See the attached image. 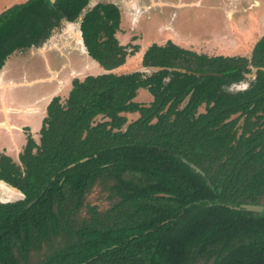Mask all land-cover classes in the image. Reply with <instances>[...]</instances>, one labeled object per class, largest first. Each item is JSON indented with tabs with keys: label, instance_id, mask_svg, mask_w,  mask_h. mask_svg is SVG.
Segmentation results:
<instances>
[{
	"label": "trees",
	"instance_id": "1",
	"mask_svg": "<svg viewBox=\"0 0 264 264\" xmlns=\"http://www.w3.org/2000/svg\"><path fill=\"white\" fill-rule=\"evenodd\" d=\"M66 22L103 71L53 95L16 158L0 151L20 195L0 199V264H264V211L240 207L264 206V72L244 76L264 33L244 55L151 42L116 73L138 46L115 0H24L0 12V70Z\"/></svg>",
	"mask_w": 264,
	"mask_h": 264
},
{
	"label": "rangeland",
	"instance_id": "2",
	"mask_svg": "<svg viewBox=\"0 0 264 264\" xmlns=\"http://www.w3.org/2000/svg\"><path fill=\"white\" fill-rule=\"evenodd\" d=\"M22 1L0 0V12ZM115 3L121 12L119 42L138 46L123 64L112 69L116 73L143 69L140 56L151 42L170 39L180 46L208 54L244 55L264 33V0H115ZM79 36L78 23L66 22L44 43L8 57L2 68L3 78L14 83L6 90L0 86V111L3 114V105L11 107L7 115L20 128L12 129V134L0 129V151L16 158L17 147L20 150L25 138V129L21 126L28 125L37 138L50 98L66 94L71 78L103 71L86 53ZM135 99L143 102L148 95L140 88ZM126 115L129 120L135 117L131 113ZM18 197L17 192L0 183L1 200ZM97 197L94 191L89 200L94 202Z\"/></svg>",
	"mask_w": 264,
	"mask_h": 264
},
{
	"label": "crops",
	"instance_id": "3",
	"mask_svg": "<svg viewBox=\"0 0 264 264\" xmlns=\"http://www.w3.org/2000/svg\"><path fill=\"white\" fill-rule=\"evenodd\" d=\"M78 39H79V41L81 42V40H80V37H78ZM167 40V39H166ZM173 41V40H172ZM174 42V41H173ZM145 49V48H144ZM195 50V49H194ZM44 51H45V49H44ZM44 51H41V52H44ZM197 51V50H196ZM199 52H204V51H199ZM218 54H220V53H218ZM223 54V53H222ZM4 66V65H3ZM3 68V67H2ZM3 71H4V69H1L0 70V86H2L4 89L5 88H7L10 84H13L14 82H12V81H10V80H5L4 78H3ZM53 71H58V70H53ZM28 83V84H30V83H32V81H25V83ZM3 89V90H4ZM6 90V89H5ZM1 98H3L2 96H1ZM48 103V102H47ZM46 103V104H47ZM46 106V105H45ZM11 108V107H10ZM9 107H6L5 105H3V110H2V112H3V114H1V111H0V129H5L6 131H10V134H12L13 132H12V129H19L20 127H19V125L18 124H16V123H12L11 121H10V119H9V117H8V115H7V113H8V111H9V109H10ZM44 113H45V109H44ZM44 113H43V115H44ZM9 127V128H8ZM22 128L23 127H28L29 128V126L28 125H23V126H21ZM8 128V129H7ZM30 129V128H29ZM31 131V130H30ZM13 140V139H12ZM25 140V139H24ZM15 141V140H14ZM16 142H14V146L16 147ZM22 146V145H21ZM20 146V147H21ZM18 151H19V149H18V147H17V150H16V154H18ZM12 156V155H11Z\"/></svg>",
	"mask_w": 264,
	"mask_h": 264
},
{
	"label": "water",
	"instance_id": "4",
	"mask_svg": "<svg viewBox=\"0 0 264 264\" xmlns=\"http://www.w3.org/2000/svg\"><path fill=\"white\" fill-rule=\"evenodd\" d=\"M54 0H47L48 3L53 2ZM176 70L180 71H185V69H180V68H174ZM260 69L264 72V66H251L249 72H245L244 76L245 77H255L256 71ZM187 73H191L190 71H187ZM10 186V185H9ZM12 189L16 190L15 187L10 186ZM240 207L249 210V211H254V212H263L264 211V206L261 204H251V203H243L240 204Z\"/></svg>",
	"mask_w": 264,
	"mask_h": 264
},
{
	"label": "bare ground",
	"instance_id": "5",
	"mask_svg": "<svg viewBox=\"0 0 264 264\" xmlns=\"http://www.w3.org/2000/svg\"><path fill=\"white\" fill-rule=\"evenodd\" d=\"M0 183L3 184L7 189L19 193L17 190L12 189V188H11L8 184H6L5 182H3V181L0 180Z\"/></svg>",
	"mask_w": 264,
	"mask_h": 264
},
{
	"label": "flooded vegetation",
	"instance_id": "6",
	"mask_svg": "<svg viewBox=\"0 0 264 264\" xmlns=\"http://www.w3.org/2000/svg\"><path fill=\"white\" fill-rule=\"evenodd\" d=\"M80 37V36H79ZM24 128V127H23ZM29 131H30V129H29ZM31 132V131H30ZM32 133V132H31ZM25 139V138H24Z\"/></svg>",
	"mask_w": 264,
	"mask_h": 264
}]
</instances>
